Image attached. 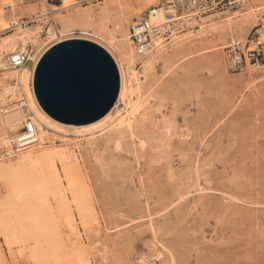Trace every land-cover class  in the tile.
<instances>
[{"label":"rangeland","instance_id":"374dc122","mask_svg":"<svg viewBox=\"0 0 264 264\" xmlns=\"http://www.w3.org/2000/svg\"><path fill=\"white\" fill-rule=\"evenodd\" d=\"M15 1L0 0V51L25 43V19V28L36 25L35 55L57 34L95 44L114 58L128 92L118 93L109 127L68 125L45 116L2 71L0 264H264V67L233 73L225 64L235 40L261 27L264 39V0L185 19L146 57L130 26L187 0H72L55 9L58 28L26 18ZM12 87L16 95L6 94ZM130 95L138 112L130 127L117 125ZM16 108L43 126V141L15 147L25 121L11 126L5 112ZM38 110L52 125L37 120ZM53 151L78 159L66 170L59 163L60 185L42 169ZM70 210L80 231L68 225Z\"/></svg>","mask_w":264,"mask_h":264},{"label":"water","instance_id":"95a60500","mask_svg":"<svg viewBox=\"0 0 264 264\" xmlns=\"http://www.w3.org/2000/svg\"><path fill=\"white\" fill-rule=\"evenodd\" d=\"M35 84L40 104L65 124H89L102 118L119 93L113 60L85 41L53 47L38 67Z\"/></svg>","mask_w":264,"mask_h":264},{"label":"built area","instance_id":"2783aa9c","mask_svg":"<svg viewBox=\"0 0 264 264\" xmlns=\"http://www.w3.org/2000/svg\"><path fill=\"white\" fill-rule=\"evenodd\" d=\"M241 0H187L171 3L169 11H165V19L162 23H152L149 18H143L133 22L129 29V35L136 53L144 57L147 52L170 43L172 37L179 30V23L187 19L205 17L218 12H225ZM32 22L23 19L20 26L26 29ZM18 26V24H14ZM263 27L257 29L246 42L235 40L225 50V64L233 73L247 71L251 67H264V39L261 40ZM159 44V46H158ZM35 45L28 42L22 49L18 48L8 56V67L20 69L31 62L36 56ZM0 67V77L2 75ZM36 126L31 119L25 121L23 132L15 139L17 149H26L37 143Z\"/></svg>","mask_w":264,"mask_h":264},{"label":"bare ground","instance_id":"6f19581e","mask_svg":"<svg viewBox=\"0 0 264 264\" xmlns=\"http://www.w3.org/2000/svg\"><path fill=\"white\" fill-rule=\"evenodd\" d=\"M160 12L162 13V9H157L155 12H153V15H150L147 18H149L152 23H162L164 21L165 17H161V16L159 17V15L158 16L156 15V13L158 14ZM19 34L21 35V37L23 38L25 43L22 44L21 46H17L15 50H12V48L10 47L9 54H7V55H5L6 53H4L5 52V48L3 49V51H0V67L2 68V70H4L3 77H4V75H6V79L7 80L16 79L17 80V84L16 85L18 86V88L20 87L19 89L18 88L17 89L19 91H21V92H24L28 96V98L31 101V103H33V102L36 103L37 102L38 105H39L40 101H39V99L37 97L36 84H35L36 73H37L38 67H39L42 59L45 57V55L53 47H55V46H57V45H59L61 43H64V42H68L70 38H67V36L64 35V34H62V35L57 34L56 36L49 37L48 39H50L51 41L48 40L49 43L46 45L47 46L46 49L43 47L44 49L43 50L41 49V51L38 52V54L32 58V60H31L32 69L30 71H28L27 69H25L23 67L20 68V69H16V70L15 69L14 70H12V69L10 70V68L8 67V56L13 54L18 48H22L23 49L27 45L28 42L32 41V36H35L36 33L33 30H30V28H28V29L26 28L24 30H20ZM158 46H159V44H158ZM156 49L157 48L147 52L144 57H146L148 54L152 53ZM113 60H114V58H113ZM3 79H5V78H3ZM0 80H2V79H0ZM31 82H33V86H30ZM120 83L121 84H120V89H119V95L122 94V93H124L126 95L127 92H128L127 82H125L124 80H120ZM17 89L15 87H12V88H8L5 92H6V94L16 95ZM131 97H132V95H130L128 97V98H130L129 102H124V108L121 110L125 114V116H124L125 119L122 122H120V124H117V125H123L124 124V125H126L128 127H130L132 125L131 124V120L133 118H135L136 113L138 112L139 106L137 104H135V103L132 104L133 99ZM119 102H120V100H119ZM39 106H40L42 112H44L46 114L45 116H48L49 118H52V120L54 119V120L58 121L57 119L52 117L43 108V106L41 104ZM113 107L102 118H100V119H98V120H96V121H94L92 123H89V124H93V123L96 124V123L105 122V126L109 127V125L112 123L111 119L114 117L113 114H112ZM39 111L40 110L37 111V118H38L37 120L41 121V123L43 122L48 127L50 125H52L51 122H48L49 120L47 118H45V116H43L41 114V112H39ZM121 111H117L116 114L122 113ZM5 113H9V114H7L5 116V121H6V123H8L11 126H15L16 124H18V123L20 124V122H22V121L24 122V121L27 120L26 119V114H24V112L22 110H20V108L19 109L18 108L12 109V110L7 111ZM30 119H31V121L33 120L32 121L33 124L34 123L37 124L34 121V118H30ZM61 123H63V122H61ZM35 124H34V126H35ZM71 125H81L82 126V125H86V124H71ZM36 126H37L36 127V132H37V138L36 139H37V143H38L40 140L43 141V136H42V134L41 135L38 134V129H39V131H41V129H42L43 133H44V130H43V126H40V124H37ZM26 158H28V161H27V165L28 166H30L35 161V157H33L31 154L26 155ZM76 160H78V159H77V156L75 155L74 152L70 153V152H67V151H53V152H49L48 153V155L44 158V160L42 161L41 164H42L43 171H46L47 169H49L50 172L53 175H55L56 182L60 185L61 184V177H60L61 170L59 169V166H58L59 163H61V165H63V167H65L63 169L66 170L68 166L66 167L65 165L67 163H74ZM83 211L84 210L82 208H80V210L78 212L81 214ZM67 220H68L67 221L68 225L70 227H73L74 230H76V231H80L81 227L79 228L77 215L73 211H71V210L69 211V213L67 215ZM44 221H46V220H44ZM43 223H45V222H43Z\"/></svg>","mask_w":264,"mask_h":264},{"label":"crops","instance_id":"0c3cea01","mask_svg":"<svg viewBox=\"0 0 264 264\" xmlns=\"http://www.w3.org/2000/svg\"><path fill=\"white\" fill-rule=\"evenodd\" d=\"M89 1L92 0H81L80 3H86ZM15 2L18 5L22 6L23 14L26 18H30V20L33 18H42L44 22L49 19H53V21L56 23L57 28V16L59 14L57 13V11H55V9L59 10L60 8H62V3L64 8L74 5V2L72 0H16ZM35 26L36 25L32 24L30 28H33Z\"/></svg>","mask_w":264,"mask_h":264}]
</instances>
